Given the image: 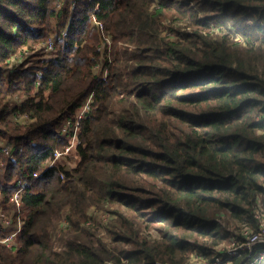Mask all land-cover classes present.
<instances>
[{"label":"trees","instance_id":"1","mask_svg":"<svg viewBox=\"0 0 264 264\" xmlns=\"http://www.w3.org/2000/svg\"><path fill=\"white\" fill-rule=\"evenodd\" d=\"M72 3L0 0V139L14 157L0 156V215L16 212L18 181L42 172L22 192L17 245L2 243L0 227V264H179L233 233L224 216L259 230L264 0ZM170 15L189 18L193 30L159 40L155 26ZM213 25L226 31L215 35ZM101 32L113 36L111 60ZM53 34L57 51L45 60L40 46ZM91 94L76 166L47 168L67 144L63 120H72L71 137ZM20 114L26 120L9 118ZM108 204L123 209L110 206L112 246L87 219L91 205ZM64 209L63 247L55 249Z\"/></svg>","mask_w":264,"mask_h":264},{"label":"built area","instance_id":"2","mask_svg":"<svg viewBox=\"0 0 264 264\" xmlns=\"http://www.w3.org/2000/svg\"><path fill=\"white\" fill-rule=\"evenodd\" d=\"M93 23L96 26L102 28V24L99 21H96L94 17H93ZM61 34L64 35L65 33L62 31ZM53 35L54 36L48 38L40 46V50L43 55L42 57L45 60H49L52 57H54L57 51V47H56L57 35L56 34H53ZM105 40L106 41L104 42V44L106 45V43L109 41L108 37H105ZM26 55L27 53H25V55H18V56L26 57ZM91 100H92V94L86 98L83 104L78 108L77 113H75L74 115L75 129H74L73 135L71 136L74 140V143H75L77 132H78L77 122L78 120L82 119L84 115L91 109V103H90ZM23 118L26 119L25 117ZM70 121H71V124H69V129L72 125V120ZM72 146H73V143L66 146L65 147L66 149H63V150L55 149L51 160L47 164V168L51 166H59V164L57 165L58 159L62 157L64 154H67L68 153L67 151H69L70 148H72ZM1 154H4L5 160L6 159L14 160L13 155L9 153V145H5L4 143L0 144V156ZM3 166H4V161L1 160L0 161V174L2 172ZM41 174L42 172L35 171L32 174L30 179H20L18 181L19 188L14 191L11 197V201L14 202L15 204L16 212L13 211L10 215H5V216L3 214L0 215V224H1L0 227L2 228V231L4 232L2 243H4L8 247H12L13 245H15V243H12V242H14L15 237L18 235L20 228L22 226V223H23V220L18 215H16L18 214V211L21 207L22 192L28 186H30V184L35 179L39 178ZM61 176L64 178L63 173H61ZM260 212H262V210L258 209L257 214L260 218L259 230L254 231L250 229L248 226H243L239 229L237 233L239 234V237L233 233L231 234L232 236L229 237L231 238L229 243H232L235 247H229V248L221 247L220 249H218V247L221 246L220 245L222 243L221 242L220 244L215 245V247L212 248V251H210V253H208L209 252L208 251L205 254L203 252L193 250L189 253L188 259L179 264H232V261L235 258L242 257L244 253H247L245 257V260L247 262L245 263L242 262V264L264 263V216H261ZM102 215L103 216L108 215L110 217L109 213L102 214ZM62 221H64V218ZM106 264H113V262L108 261L106 262ZM159 264H171V263H159Z\"/></svg>","mask_w":264,"mask_h":264},{"label":"rangeland","instance_id":"3","mask_svg":"<svg viewBox=\"0 0 264 264\" xmlns=\"http://www.w3.org/2000/svg\"><path fill=\"white\" fill-rule=\"evenodd\" d=\"M72 2L74 3V0H72ZM158 2H159V0H155V6L156 5L158 6ZM73 3H72V5H73ZM190 23H191V21L189 20V18H180V17H177L176 15H170L169 17L163 19L161 21V23H157L155 26V27H157V30L159 32V36H158L159 40L161 39V40L168 41L170 39H179L183 35V33L190 32L193 30ZM211 29L213 30V34H215V35L222 33L223 31H226L225 28L214 26V25L211 26ZM101 36H102V40L100 43V51L104 52L107 50V54L111 60L112 54H113L114 48H115V42H114L113 36L107 32H105V33L101 32ZM105 37H108V39H109V41L106 43V45L104 44V42L106 41ZM238 37H239V35H238ZM118 45H121V46L126 45L127 46V44L123 43L122 41H119ZM98 61H99V65L101 66L102 62H103V57L101 56V58H99ZM94 70H97L99 72V66L98 65L94 66ZM90 103L92 105V100ZM259 114H260V111H259V109H257V111L255 112L254 115H255V117H259ZM85 115H84V117H85ZM9 118H14L15 120H19L20 122H22V120H26L23 118V116L21 114L16 116V117H12V115H10ZM65 119H67V120H65ZM65 119L63 120V125L61 126V132H62V135H65V140H67V144H65L64 147L57 148V149H59V150L66 149L65 147L71 143H73V146H72V148H70L69 151H67L68 152L67 154H64L62 157H60L58 159L57 165L59 164V166L63 167L64 169H70V168L76 166V164L78 162L79 157L77 154L76 145L78 143L77 140H79V138H78V134H77V137H76V140L74 143L73 138L72 137L70 138V136L67 135V133L70 131L69 124H71V121L69 120V118H65ZM79 121L80 120H78L77 124H79ZM1 143H3L2 139H0V144ZM99 206H101V207H99ZM99 206L91 205L89 207V209L87 211V219H89V222H91L92 226L96 229L95 237L101 238L103 241L108 243V245L112 246L114 243H112V241H111V236H110L109 232L107 231V226L112 221L114 222V220L116 218L114 219V217L111 215V212L115 211V209L114 208L111 209L110 206H114L116 209L117 208L121 209V208H119L117 205H111V204L110 205L109 204L104 205V206L99 205ZM66 211H67V209L63 210L60 221H58L56 223L55 227L52 229V232H53L52 239L54 240L53 242H54L55 249H60L63 247V245H62L63 243L61 241L62 240L61 236L64 233V230H63L64 225H62L61 221L63 220ZM121 211H123V209H121ZM108 213L110 214V217L108 215H104V216L102 215V214H108ZM17 215L20 218H22L21 212H19ZM222 223H223V225H226L227 228H229V230L233 232V234L238 233V231H239L238 225L233 220H231L229 217H227V216L222 217ZM2 233L4 234V232H2ZM147 234L151 238H157L158 237V233L154 229L147 232ZM231 234L232 233L229 232V236H226L227 234L223 235V239L221 240L222 243L220 244L221 246L218 247V249H220L221 247H223V248L235 247L232 243H229L230 239H231L229 237L232 236ZM12 243H15V245H17V236L15 237V240ZM211 247L213 248V247H215V245L211 244ZM258 249H259V247H258ZM187 259H188V257L185 259V261ZM259 264H264V263H259Z\"/></svg>","mask_w":264,"mask_h":264}]
</instances>
